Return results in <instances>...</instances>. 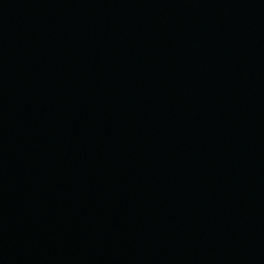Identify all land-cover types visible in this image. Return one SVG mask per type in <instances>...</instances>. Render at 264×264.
I'll use <instances>...</instances> for the list:
<instances>
[{"label":"water","instance_id":"1","mask_svg":"<svg viewBox=\"0 0 264 264\" xmlns=\"http://www.w3.org/2000/svg\"><path fill=\"white\" fill-rule=\"evenodd\" d=\"M0 264H264V0H0Z\"/></svg>","mask_w":264,"mask_h":264}]
</instances>
